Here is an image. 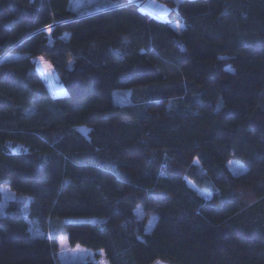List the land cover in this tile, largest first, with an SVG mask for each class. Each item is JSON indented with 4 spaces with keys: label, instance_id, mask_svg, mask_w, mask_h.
Here are the masks:
<instances>
[{
    "label": "trees",
    "instance_id": "obj_1",
    "mask_svg": "<svg viewBox=\"0 0 264 264\" xmlns=\"http://www.w3.org/2000/svg\"><path fill=\"white\" fill-rule=\"evenodd\" d=\"M70 1L0 0V203L32 197L0 214V264H62L30 221L96 253L70 264H264V0L166 1L170 22Z\"/></svg>",
    "mask_w": 264,
    "mask_h": 264
},
{
    "label": "rangeland",
    "instance_id": "obj_2",
    "mask_svg": "<svg viewBox=\"0 0 264 264\" xmlns=\"http://www.w3.org/2000/svg\"><path fill=\"white\" fill-rule=\"evenodd\" d=\"M115 0H71L70 8L77 12L79 15L90 14L100 10L110 8L112 4H115ZM140 10L150 14L151 16L162 20L170 22L169 17L170 8L166 2L161 0H142ZM172 25L176 29H180L182 26L180 23L172 22ZM39 72L46 82L50 92L52 94H62L64 93V88L58 76L53 71L51 65L45 60H40L38 64ZM132 91L131 90H116L113 93V100L116 104H126L131 101ZM84 134H88V130L85 128H79ZM198 165V162H196ZM230 170L235 174H241L246 171L244 164L237 160H230L228 163ZM189 185L196 191L200 192L205 198H210L211 194L206 191L200 190L196 185L189 183ZM1 191L3 194V200L0 203V214L5 215L10 202L18 201L21 203V213L26 218L29 217L30 203L32 197L29 196H16L14 192L10 190L9 187L1 185ZM157 220L156 215H151L147 226V230H151L153 225ZM66 222V221H64ZM64 222H59L51 227H48V233L43 229V227L37 221H30V229L33 234L43 235L48 234L50 237H55L58 241V253L57 260L62 264L70 263H83L89 262L95 259L96 253L90 249L82 246H72L68 241L67 233L64 230ZM101 255L96 264H109L108 260L105 258L103 252H97ZM165 264V263H157Z\"/></svg>",
    "mask_w": 264,
    "mask_h": 264
},
{
    "label": "crops",
    "instance_id": "obj_3",
    "mask_svg": "<svg viewBox=\"0 0 264 264\" xmlns=\"http://www.w3.org/2000/svg\"><path fill=\"white\" fill-rule=\"evenodd\" d=\"M129 1L130 2H138V3H140L142 0H129ZM115 6H117L116 3L115 4H112V6L110 8L115 7Z\"/></svg>",
    "mask_w": 264,
    "mask_h": 264
},
{
    "label": "built area",
    "instance_id": "obj_4",
    "mask_svg": "<svg viewBox=\"0 0 264 264\" xmlns=\"http://www.w3.org/2000/svg\"><path fill=\"white\" fill-rule=\"evenodd\" d=\"M163 2H166V1H171V0H161ZM4 59V55L3 56H0V62Z\"/></svg>",
    "mask_w": 264,
    "mask_h": 264
}]
</instances>
